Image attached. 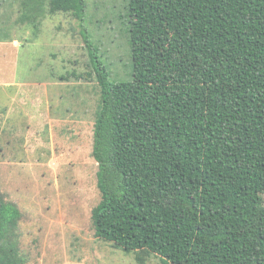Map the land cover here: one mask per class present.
<instances>
[{
  "label": "trees",
  "instance_id": "16d2710c",
  "mask_svg": "<svg viewBox=\"0 0 264 264\" xmlns=\"http://www.w3.org/2000/svg\"><path fill=\"white\" fill-rule=\"evenodd\" d=\"M47 1L79 20L99 86L95 236L139 264H264V0H126L125 81L99 59L84 0L9 6L37 31ZM19 217L0 196V264H19Z\"/></svg>",
  "mask_w": 264,
  "mask_h": 264
},
{
  "label": "rangeland",
  "instance_id": "374dc122",
  "mask_svg": "<svg viewBox=\"0 0 264 264\" xmlns=\"http://www.w3.org/2000/svg\"><path fill=\"white\" fill-rule=\"evenodd\" d=\"M10 1L0 0V17ZM84 1L82 24L111 80L132 79L127 1ZM48 7L37 31L17 6L20 24L12 32L0 25V196L20 211L19 264H139L135 253L94 234L99 86L79 20ZM10 34L18 47L4 42ZM143 264L163 263L150 255Z\"/></svg>",
  "mask_w": 264,
  "mask_h": 264
},
{
  "label": "crops",
  "instance_id": "0c3cea01",
  "mask_svg": "<svg viewBox=\"0 0 264 264\" xmlns=\"http://www.w3.org/2000/svg\"><path fill=\"white\" fill-rule=\"evenodd\" d=\"M6 6H7L8 9H10V12H9V15H8L7 12H5V10H4V15L0 17V25L9 27L10 32H12L14 30L15 26L20 24V21L16 20V18L14 17L16 7H14V8L10 7L9 8V5H6ZM24 28H25V26H23V29ZM7 40L8 41H4V42H9L14 47H18L20 45V43L17 41V39L15 37H13L12 34H10V36L7 37ZM1 42L2 41L0 40V43Z\"/></svg>",
  "mask_w": 264,
  "mask_h": 264
}]
</instances>
